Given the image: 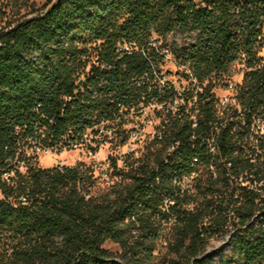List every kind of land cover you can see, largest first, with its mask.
<instances>
[{
    "label": "trees",
    "instance_id": "1",
    "mask_svg": "<svg viewBox=\"0 0 264 264\" xmlns=\"http://www.w3.org/2000/svg\"><path fill=\"white\" fill-rule=\"evenodd\" d=\"M174 32L194 37L160 44ZM263 46L264 0H56L0 34V167L26 164L0 181V264H148L164 223L176 257L168 264H215L209 240L229 228L222 264H264V199L241 185L253 175L264 191V140L234 132L238 110L218 106L213 91L244 64L236 104L248 120L264 115ZM165 49L188 69L192 90L160 83ZM177 98L184 104L167 108ZM152 104L165 112L150 150L125 159L107 193L93 194L84 163L41 168L24 152L32 141L98 134Z\"/></svg>",
    "mask_w": 264,
    "mask_h": 264
},
{
    "label": "rangeland",
    "instance_id": "2",
    "mask_svg": "<svg viewBox=\"0 0 264 264\" xmlns=\"http://www.w3.org/2000/svg\"><path fill=\"white\" fill-rule=\"evenodd\" d=\"M56 0H0V34L11 30L19 21L29 19L45 12ZM194 34H182L174 32L170 34L166 40L160 41V44L169 46L177 43L185 45L193 40ZM259 55L264 58V46L259 50ZM160 68V83L165 85L169 83L174 86L180 93L192 90L196 82H190L184 75L189 71L185 67L177 65L172 57L166 58L159 66ZM243 66L236 63L232 67L231 76L216 83L214 93L218 106L222 109L230 111L241 108L236 104V94L243 83L244 76ZM215 82V81H213ZM181 104V102L179 103ZM191 105V104H190ZM177 105L168 106L176 110ZM165 112V107L160 104H152L141 109H132L124 113L121 120H116L113 123H108L109 128L100 129V133L90 134V142L87 143L79 151H66L59 156L52 158L49 154L41 153L39 156V166L41 168H52L63 164L64 166H76L79 163H84L94 171V179L96 180L93 194L101 195L109 192L113 188H117L121 182V176L118 172L127 171L125 159L129 162L138 160L145 156L150 150V145L160 129L162 117L159 115ZM255 134L251 137L255 143L258 140H264V119L255 121L253 124ZM257 133L258 136H257ZM127 138V143L121 146V141ZM263 138V139H262ZM89 149L92 150V155H89ZM112 158L117 159V167L112 165ZM194 174L189 176V180H183V185L191 188L194 186ZM2 195L0 194V199ZM189 207H192L190 205ZM170 224H163L165 231L156 242V249L151 256L148 264H168L170 259L176 258L170 249V242L174 239ZM231 228L224 231L219 236H214L209 240L208 253L212 256L215 264H222L224 257L232 254L228 240L231 234ZM134 236H137L134 234ZM113 254H121L123 250L120 245L107 241L104 245Z\"/></svg>",
    "mask_w": 264,
    "mask_h": 264
},
{
    "label": "built area",
    "instance_id": "3",
    "mask_svg": "<svg viewBox=\"0 0 264 264\" xmlns=\"http://www.w3.org/2000/svg\"><path fill=\"white\" fill-rule=\"evenodd\" d=\"M126 50H129V48L127 46H125ZM164 54H166V57H172L170 54V50L169 49H165L164 50ZM243 66V71H247L246 67L244 64H242ZM197 90L202 91L201 88H197ZM180 95L182 93L178 92ZM181 102V104H184L183 98H177L175 100L174 106L175 105H181L179 104ZM168 106H171L170 104H168ZM261 119H264V115L261 114H252L251 117L248 120V116L243 113L240 112L237 115V121L238 123H236V125L234 126V132H243L245 134H247L250 138L253 137L254 135H256L255 130L253 129V124L255 121H260ZM93 133L92 129H88L86 131V133L83 135L82 139H80L79 141H75L72 143H69V139L68 137H65V139L63 141H61L59 144L52 146V147H44L40 144H37L36 142L32 141L30 143V145H28L27 147H25L24 152L26 154L27 157L33 158V160H37L39 161V156L41 153H46L49 154L52 158H54V156H59L60 154H62L63 152L66 151H79L81 148H83L85 145H87V143L90 142V134ZM259 133H257L258 136ZM263 139V138H262ZM123 146V145H121ZM92 150L96 151L94 149H89V155H92ZM212 151H214V148H212ZM57 168L62 169L63 167H72V166H64L63 164L57 165ZM26 169V164L24 161L22 162H15L13 164H9L7 166L4 167H0V181L1 182H6V183H11L13 178L16 176L17 172H23ZM247 178V177H246ZM244 179L243 182L241 183V185L243 187H246L249 190H254L256 191L258 194H260V199H264V191L261 189H258L257 182H255V185H251V180L254 179L253 175H249L248 178L249 179ZM184 180H189V177L184 178ZM261 181L258 185L261 186L262 185ZM1 194V193H0ZM20 202L22 203H26L27 202V198L25 196L20 197Z\"/></svg>",
    "mask_w": 264,
    "mask_h": 264
}]
</instances>
